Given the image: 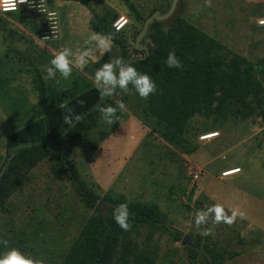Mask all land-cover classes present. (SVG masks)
<instances>
[{"label":"rangeland","instance_id":"374dc122","mask_svg":"<svg viewBox=\"0 0 264 264\" xmlns=\"http://www.w3.org/2000/svg\"><path fill=\"white\" fill-rule=\"evenodd\" d=\"M170 1L173 0H43V12L36 7L25 18L0 17V169L7 161V137L41 117L35 70L48 80L44 78L45 69L55 55L46 45L48 41L59 39L60 22L61 26L67 22V31L72 33L70 29L86 28L97 14L110 12L117 15V19L124 16L129 23L121 34L132 54L144 25L135 19L128 4H133L140 16L147 19L155 8L165 11ZM256 1L262 0H242V4L240 1L238 12L228 5V12L236 13L233 15L236 25L242 21L240 14L246 10L243 7L247 2ZM37 2L39 0H34L35 4ZM62 5L68 12L60 19ZM79 7L86 11L85 14L77 11ZM240 8L243 11H239ZM49 12L55 13L56 30L50 24ZM182 12L183 5L179 1L176 14ZM262 20L253 22L255 32L250 37L232 38H237L242 45V55H239L255 65L264 58ZM140 45V51L148 49L147 36ZM111 55L122 57L121 51ZM96 69L92 63L83 69L73 66L69 79L64 80L57 73L56 80L69 85L81 74L92 82ZM106 101L107 105H116L123 101L122 93L117 91L112 97H106ZM133 106L130 101L125 110L118 111L120 120L113 125L99 118L98 133L116 129L98 150L74 148L72 159L79 178L89 185H97L101 198L112 193L123 195L128 201L159 205L165 221L162 229L154 233L141 229L132 236L141 246L149 245L155 252L156 264H213L207 250L213 248L225 253L222 264H264L262 119L217 121L213 116H196L185 135V145L175 149L134 115ZM139 132L144 134L140 146L134 155L126 157L132 143L129 137ZM210 134L215 135L204 139ZM119 139L117 145H113ZM97 140L95 135L89 143H97ZM188 148L195 152L185 154ZM234 169L239 170L238 173L224 176ZM16 174L23 182L7 208L0 209V253L12 248L8 245L12 242L15 248L43 260L44 264H61L95 211L87 209L82 202L77 182L48 160L30 171ZM214 203L223 204L229 215L233 210L243 215L237 216L231 225L223 222L213 225L210 219L200 228L194 227L196 210ZM205 229H211V235H203ZM185 235L191 236L198 253L182 245ZM179 236L182 240L177 239ZM227 252L231 256L235 252L239 254L230 257Z\"/></svg>","mask_w":264,"mask_h":264},{"label":"trees","instance_id":"16d2710c","mask_svg":"<svg viewBox=\"0 0 264 264\" xmlns=\"http://www.w3.org/2000/svg\"><path fill=\"white\" fill-rule=\"evenodd\" d=\"M171 3L165 11L153 9L149 16L156 11L166 13ZM128 7L135 19L144 25L146 19L133 4L129 3ZM29 13L31 10H22L0 17L21 19ZM117 17L110 12L97 14L90 22V29L95 33L113 34V44L119 47L122 58L156 82L157 91L147 99L140 98L131 85L128 93L117 91L122 93L126 106L133 102L134 115L171 147L178 149L185 145V135L196 116H213L217 121L258 117L264 122V58L258 65L251 63L176 12L169 20L155 21L150 26L147 50L134 48L131 54L121 34L125 28L120 32L113 28ZM171 50H175L180 59L181 69L166 67L164 61ZM108 55L94 67L99 68L108 60ZM35 71L41 117L7 137V161L0 169V209L7 208L10 198L23 182L22 178H16V173L30 171L48 160L77 182L82 202L87 209L95 211L61 264H156L155 252L149 245L141 246L132 236L141 229L151 233L162 229L165 221L159 205L128 201L125 196L112 193L101 198L99 187L82 181L73 163L74 148L98 150L116 129L97 132L100 113L94 106L107 105L106 98L101 102L93 83L81 74L71 84L64 85L61 81H46L38 69ZM75 114L82 117L79 123L74 126L64 124L65 115ZM95 135L97 143L90 144L89 140ZM193 150L191 148L185 154L190 155L195 152ZM121 203L128 204L131 223L128 231L120 229L112 217L113 209ZM177 239L182 240V237ZM10 244L14 247V243ZM187 249L194 254L199 251ZM207 250L213 264H222L225 253L216 248ZM227 254L234 257L239 253Z\"/></svg>","mask_w":264,"mask_h":264},{"label":"clouds","instance_id":"9594fccd","mask_svg":"<svg viewBox=\"0 0 264 264\" xmlns=\"http://www.w3.org/2000/svg\"><path fill=\"white\" fill-rule=\"evenodd\" d=\"M28 4L29 7L34 6V0H0V6L4 11H15L17 3ZM43 5V0H39L37 5L40 11ZM50 17L55 16V13L49 12ZM123 23H126L121 18ZM121 21H117V25L122 26ZM264 23V20L261 21ZM117 30H119L117 28ZM90 39L95 42L94 49L76 50L75 52L70 47H63L55 56L49 61V66L46 67L45 79L56 80L57 73L59 76L67 80L72 75L73 66L83 69L89 60H95L96 57L93 52H97L100 56L108 55V60L103 62L99 68L94 72L92 83L99 93V99L102 102L106 97H112L117 90L124 93L130 91L129 85L132 86L135 93L142 99H147L150 94L157 91L156 82L146 73L139 72L131 63L125 61L120 56L111 55L113 49V34H101L93 32ZM166 67L172 69H181L183 67L180 59L177 57L175 50H171L167 54L164 61ZM59 83V80H56ZM125 103L118 101L115 106L97 104L94 108L100 113V118L109 125L119 122L120 117L118 111L125 110ZM82 117L79 114L65 115L64 124L74 126L81 121ZM238 210H233L231 214L225 212L224 205L221 203H214L206 205L202 209L196 210L193 218V226L200 228L211 219L213 225L221 222L231 225L237 218L242 216ZM112 217L116 225L124 231L131 228L129 222V208L127 203H121L113 209ZM205 236L211 235V229H205L202 233ZM7 246V242H4ZM0 264H44L43 260L35 258L29 254L22 252L20 249L12 247L7 251L0 253Z\"/></svg>","mask_w":264,"mask_h":264},{"label":"crops","instance_id":"0c3cea01","mask_svg":"<svg viewBox=\"0 0 264 264\" xmlns=\"http://www.w3.org/2000/svg\"><path fill=\"white\" fill-rule=\"evenodd\" d=\"M240 1L242 4V0H181L183 5V12L181 16L188 22L193 24L195 27L206 32L213 38L221 41L236 53L242 55V52L240 50L242 45H239V43L236 41L237 38L235 40H232V38H248L250 37V34L252 32H255V29H253V22L264 19V0H262L261 2H247V6L243 7L244 9L246 8V10H244V12L240 14V16H242V21L240 24L236 25L233 21V15L236 13L234 11L233 13H229L227 7L229 5L232 7V9L238 12L237 6L241 5ZM240 10H242V8H240L239 11ZM77 11L81 14H85L86 12L81 7H79ZM66 12H68L67 8L66 6H63L60 11V19L61 15L66 16ZM66 23L67 22H65V24L61 26L60 22L59 39H57L56 41H48V44L46 45L51 54H57L65 46L70 47L74 52L76 50H83L85 48L90 50L94 49L95 42L90 39L93 33L90 29V22L86 24V28L80 31L76 28L70 29L72 33L67 31L69 30V24L66 25ZM229 31L232 33H230ZM119 52L120 49L113 44L112 53H116V55H118ZM93 55L96 57V59L89 60L88 63L95 64L99 62L107 55V53L104 56H100L99 53L94 51ZM139 133H137L136 135L132 134V136L129 137V139L132 140V143L129 144L130 146H128L130 148L129 152L125 155L126 157H131L132 155H134V152H136V150L140 146V143L144 138V134L143 132ZM118 141H120V139L116 142L114 141L113 145H117Z\"/></svg>","mask_w":264,"mask_h":264},{"label":"water","instance_id":"95a60500","mask_svg":"<svg viewBox=\"0 0 264 264\" xmlns=\"http://www.w3.org/2000/svg\"><path fill=\"white\" fill-rule=\"evenodd\" d=\"M179 1L180 0H173L169 10L166 13L162 14L161 11H156L155 13H153L151 16H149L146 19L142 31L138 34L136 38V43H135L136 50L141 49L140 43L147 36L150 26L155 21H159V22L167 21L175 14ZM182 245L190 247V248H194V249L198 248V246L195 243H193L190 235H185L182 241Z\"/></svg>","mask_w":264,"mask_h":264},{"label":"built area","instance_id":"2783aa9c","mask_svg":"<svg viewBox=\"0 0 264 264\" xmlns=\"http://www.w3.org/2000/svg\"><path fill=\"white\" fill-rule=\"evenodd\" d=\"M39 4V2H37V4H35L34 3V6L33 7H29L28 6V4H20L19 2L17 3V5H16V9H15V11H4L3 10V7L2 6H0V15L1 16H5V15H8V14H10V13H18V12H20V11H22V10H33V9H35L36 7H37V5ZM43 7H44V5H42V8H41V10L40 11H44L43 10ZM48 17H49V20L50 21H52L50 24L53 26L52 27V29L53 30H56L57 29V22H56V18H55V16H52V17H50L49 15H48ZM123 17V19L125 20V21H127L126 23H123V21H121V18ZM117 21H121V23H122V26H120V25H117ZM129 23V20L128 19H126L124 16H121V17H119L115 22H114V24H113V28L115 29V31L116 32H120V31H122L126 26H127V24ZM117 28L119 29V30H117ZM55 33V32H54ZM204 140V139H203Z\"/></svg>","mask_w":264,"mask_h":264},{"label":"bare ground","instance_id":"6f19581e","mask_svg":"<svg viewBox=\"0 0 264 264\" xmlns=\"http://www.w3.org/2000/svg\"><path fill=\"white\" fill-rule=\"evenodd\" d=\"M214 135H215V134H212V135L210 134V135L206 136L204 139H210V138H212ZM238 171H239V170H236V169H234V170H229V171H227L226 173H224V176L234 175V174L238 173Z\"/></svg>","mask_w":264,"mask_h":264}]
</instances>
